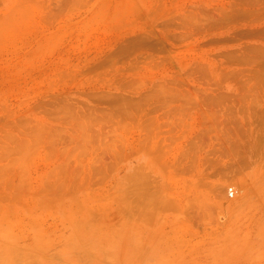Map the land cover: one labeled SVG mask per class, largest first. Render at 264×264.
<instances>
[{"label": "rangeland", "instance_id": "374dc122", "mask_svg": "<svg viewBox=\"0 0 264 264\" xmlns=\"http://www.w3.org/2000/svg\"><path fill=\"white\" fill-rule=\"evenodd\" d=\"M0 264H264V0H0Z\"/></svg>", "mask_w": 264, "mask_h": 264}, {"label": "built area", "instance_id": "2783aa9c", "mask_svg": "<svg viewBox=\"0 0 264 264\" xmlns=\"http://www.w3.org/2000/svg\"><path fill=\"white\" fill-rule=\"evenodd\" d=\"M233 193H234V190H233L232 188H230V189H229V194H230V195H233Z\"/></svg>", "mask_w": 264, "mask_h": 264}]
</instances>
